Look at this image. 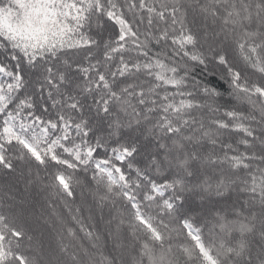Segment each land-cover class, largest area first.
<instances>
[{"label": "snow or ice", "instance_id": "6c2138e0", "mask_svg": "<svg viewBox=\"0 0 264 264\" xmlns=\"http://www.w3.org/2000/svg\"><path fill=\"white\" fill-rule=\"evenodd\" d=\"M0 264H264V0H0Z\"/></svg>", "mask_w": 264, "mask_h": 264}]
</instances>
